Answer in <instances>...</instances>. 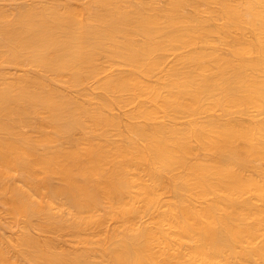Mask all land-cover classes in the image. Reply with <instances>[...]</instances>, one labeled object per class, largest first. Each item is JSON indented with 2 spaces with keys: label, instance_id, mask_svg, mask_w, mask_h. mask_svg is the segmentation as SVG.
Here are the masks:
<instances>
[{
  "label": "bare ground",
  "instance_id": "1",
  "mask_svg": "<svg viewBox=\"0 0 264 264\" xmlns=\"http://www.w3.org/2000/svg\"><path fill=\"white\" fill-rule=\"evenodd\" d=\"M0 264H264V0H0Z\"/></svg>",
  "mask_w": 264,
  "mask_h": 264
},
{
  "label": "rangeland",
  "instance_id": "2",
  "mask_svg": "<svg viewBox=\"0 0 264 264\" xmlns=\"http://www.w3.org/2000/svg\"><path fill=\"white\" fill-rule=\"evenodd\" d=\"M0 219L5 222V223H8V224H11L10 220H9V217L7 215H5L2 210H1V205H0Z\"/></svg>",
  "mask_w": 264,
  "mask_h": 264
}]
</instances>
